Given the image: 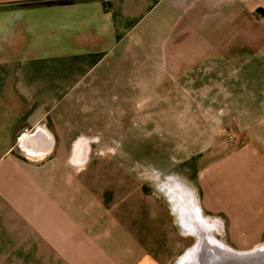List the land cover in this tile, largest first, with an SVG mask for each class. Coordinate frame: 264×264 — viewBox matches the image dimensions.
Segmentation results:
<instances>
[{
	"label": "crops",
	"instance_id": "1",
	"mask_svg": "<svg viewBox=\"0 0 264 264\" xmlns=\"http://www.w3.org/2000/svg\"><path fill=\"white\" fill-rule=\"evenodd\" d=\"M120 35L144 45L123 52L147 55L142 75L186 81L175 88L196 107L222 109L221 141L196 162L199 209L231 249L264 243V0H0V264H176L186 252L167 200L74 126L81 103L66 97L87 89L22 66L69 53L71 38Z\"/></svg>",
	"mask_w": 264,
	"mask_h": 264
},
{
	"label": "rangeland",
	"instance_id": "2",
	"mask_svg": "<svg viewBox=\"0 0 264 264\" xmlns=\"http://www.w3.org/2000/svg\"><path fill=\"white\" fill-rule=\"evenodd\" d=\"M152 12L145 22L152 19ZM85 31L86 38H91L99 28L90 24ZM137 39L120 35L118 42L77 45L71 38L69 53L46 55L22 66L47 67L54 83L79 82L87 89L66 97L81 103L70 110L80 118L74 126L93 137L95 149L117 158L148 189L167 200L189 239L176 264H194L198 249L208 244L231 249L219 221L208 225L203 220L206 216L199 209L194 178L200 155L221 141L222 109L196 107L195 93L188 87L176 90L186 81L161 83L158 75H142L140 63L147 55L123 53L130 40L143 47ZM132 138L138 139L134 145Z\"/></svg>",
	"mask_w": 264,
	"mask_h": 264
},
{
	"label": "water",
	"instance_id": "3",
	"mask_svg": "<svg viewBox=\"0 0 264 264\" xmlns=\"http://www.w3.org/2000/svg\"><path fill=\"white\" fill-rule=\"evenodd\" d=\"M194 264H264V244L248 251L208 244L198 249Z\"/></svg>",
	"mask_w": 264,
	"mask_h": 264
},
{
	"label": "bare ground",
	"instance_id": "4",
	"mask_svg": "<svg viewBox=\"0 0 264 264\" xmlns=\"http://www.w3.org/2000/svg\"><path fill=\"white\" fill-rule=\"evenodd\" d=\"M203 220L205 221L206 224H208V225L211 224L207 218L203 217Z\"/></svg>",
	"mask_w": 264,
	"mask_h": 264
}]
</instances>
